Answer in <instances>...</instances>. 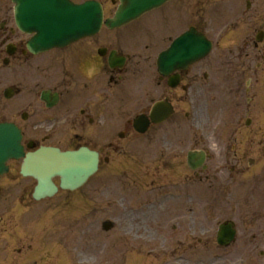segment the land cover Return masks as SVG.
<instances>
[{"label":"flooded vegetation","instance_id":"flooded-vegetation-1","mask_svg":"<svg viewBox=\"0 0 264 264\" xmlns=\"http://www.w3.org/2000/svg\"><path fill=\"white\" fill-rule=\"evenodd\" d=\"M116 2L109 0L108 5L113 6ZM250 2L251 10L254 0ZM187 3L189 0H172L164 6L175 5L181 12ZM205 5L212 13L214 0H205ZM192 13L191 17L160 19L161 50L189 29L203 33L211 42V50L203 59L186 67H177L167 76H160L157 71L155 58L158 51L148 56L147 65L142 64L138 57L133 60L129 55L127 57L120 47L124 40L117 35L99 34L67 48L32 55L25 49L28 37L14 28L9 14L3 15L0 19V70L3 73L0 98L4 111L0 120L18 126L23 143L32 139L38 142L37 146L63 150L86 146L97 150L99 167L107 176L112 166L122 172L124 158L136 157L140 138H147L151 144L158 138L161 152L152 154L151 158L164 163L168 157L163 152H169L165 146L170 144L172 132L176 137L172 153L174 158L183 160L177 153L183 151L185 138L181 137L177 122L172 123L171 130L166 126L185 115L186 105L199 104L203 97L220 98L225 106L230 102V120L237 123L229 133L217 138L218 157L214 164L220 166L221 157L230 153H227L230 147L231 154L239 159L245 140L251 136L249 130L255 129L247 128L245 120L254 121L253 112L258 110L259 115L261 112L264 38L258 42L255 35L263 22L260 19L246 34L236 16L227 18L226 23L215 28L210 18L207 20L200 15L199 9ZM223 39L227 40L228 46L221 43ZM110 53H116L114 61L117 56L124 55V62L111 66ZM43 92L47 93L46 99H42ZM156 102L169 103L173 115L163 123L150 124L144 134H139L134 129L133 119L147 115ZM54 137H59V141L49 142ZM90 138L99 141L98 145L85 143ZM227 163H230L229 158ZM159 168L169 170L165 165ZM9 170L13 171L12 165ZM177 172H180V166ZM154 173L160 175L159 170ZM160 190L164 188H154V192ZM22 258L8 257L4 264H26L28 257Z\"/></svg>","mask_w":264,"mask_h":264},{"label":"rangeland","instance_id":"rangeland-1","mask_svg":"<svg viewBox=\"0 0 264 264\" xmlns=\"http://www.w3.org/2000/svg\"><path fill=\"white\" fill-rule=\"evenodd\" d=\"M105 3H109V0H104ZM245 0H228L225 3L223 1H217L214 0V4L212 5L211 11L212 13H215L217 9H223L225 14V18H223L221 12H216L214 15H212V22L215 24V28L218 26L220 27L223 23L227 22V17H232V14H235L238 16L239 14H244L243 9L245 7ZM203 3H205V0H193V2H190L186 4V8H184V11L179 12V8L173 5L171 8L166 7L164 9L158 10L154 12L153 14H149V17L143 18L140 22L141 24H144V28H141L138 31H131V32H125V30L117 31L118 34L117 37H126L128 40L126 42H123L121 44V49L125 50L126 53L129 54L130 58L133 60L134 58H139L140 63L147 65V59L149 55H153V53L157 52V50L160 48V46H156L160 43L159 39L155 36H151L150 34L153 33L151 27H147L146 25L153 24L156 21H160V18H164L166 16L170 17H181V16H188L191 17L194 15L192 12H197V9L195 6H200ZM223 3V4H222ZM222 4V5H221ZM109 6V5H107ZM7 10V8H6ZM210 11V8L208 9ZM173 11V12H171ZM202 11L204 13H208L206 8H203ZM253 13L255 14H252ZM260 11L262 14L261 20L263 22V25H261L262 30L264 31V0H254V6L253 9L247 13L244 14L246 18L241 20L240 27L247 28L249 25V19L251 22L256 19V13ZM6 12V11H5ZM210 13V14H212ZM5 13L4 15H6ZM148 16V15H147ZM153 18V20H152ZM150 19V20H148ZM147 21V24L146 23ZM138 22V23H140ZM259 21L254 23L255 25H258ZM138 26H141L140 24ZM137 26V27H138ZM156 30L159 32H162V25H156ZM135 30V28L133 29ZM132 33V34H131ZM134 34H137L136 36ZM130 37H133L132 39H129ZM243 37V36H241ZM231 38V39H236ZM145 44H147L148 48L146 49ZM223 45H227V40L224 39ZM135 52V54H134ZM59 68H57V71ZM60 72H57L59 74ZM62 77H59V80H61ZM3 85V73L2 70L0 71V89ZM264 86V83L261 84ZM210 101H213V99H210ZM211 104V105H210ZM214 106L212 102L208 103L207 105H200V111L196 113L197 115H201V120L198 119L199 122L202 124V129H205L206 131H203L204 135V141L207 142L208 151H211V148L214 147L211 144V137L212 132L210 130V126L206 127L205 121L208 119V115L211 114V108ZM259 106L261 109L260 115L258 110L253 112L254 115V123L253 126H256L253 131H257L258 127L264 128V90L262 95V100L259 102ZM4 109V103L0 99V117L2 116ZM258 109V108H257ZM188 108H186V111ZM189 111V110H188ZM191 114H193V111H190ZM217 117V116H215ZM194 118V116H192ZM194 122V121H193ZM194 129L199 130L200 126L198 124L195 125ZM204 126V127H203ZM254 128V127H252ZM210 130V131H209ZM230 126H227L223 130H220L224 133H229ZM251 131V130H250ZM59 141V137H54L49 140V142H57ZM86 143L89 144H97L98 142L95 140H92V138L85 140ZM141 144L138 143V150L141 148ZM191 147L188 148V150ZM207 150V149H206ZM139 159L140 161L145 159V153L141 151H138ZM260 160L264 162V153H260ZM249 159L256 160L254 155L246 154L243 156L242 161L248 162ZM145 161H143L144 163ZM116 176H111L107 180H105V183L108 185H112L113 191L106 194H102L103 196H99L96 194L97 191H100L101 184L103 183L102 177L100 174H97L94 178H92L85 188L82 190L84 193L92 194V198L89 202V206L91 208L90 214L94 213L95 209H102V212H106L105 215V221L110 222L112 225H115L111 230L106 232L105 234L101 233L100 225L105 222L103 219L98 220L97 224L93 220L92 217L86 218L84 216H80L75 211L72 213L66 212L64 217H59V220L55 222L56 228L58 232L56 235L63 236L64 239H66L64 236L68 234V230L72 228L74 235L77 234L78 236L82 237L85 235V238L88 241H95L99 243L100 245L104 246V253H99L98 258H96L95 264H132L134 260L138 262V264H227L230 257L233 256L230 255V252L220 250L215 245L209 248H205L204 243H202L200 246H197L196 249L190 250L186 246H177L179 245V241H184V239H189V237L192 236L193 233H191L190 225L192 222H190V219L187 218L184 222H181V226L176 228V232L172 231V226L169 221H173V219L170 218L168 215H160L157 213L155 217L151 218V213H148L149 209L146 206L147 203L150 204L149 198L147 197V194H144L142 192H138L136 189L131 190L130 188L133 187V183L131 180H125L124 183L128 184V187H122L119 186L116 183ZM5 181H8L5 180ZM143 180L141 179L139 183H142ZM260 184L258 185L260 189L256 192L255 198H248V188L253 186L252 182H248L247 185H234L237 189V192L233 199H236V201L233 203L234 200H229L230 203H232L233 208L239 207L238 211L240 214V217H237L235 215L234 209H230L232 206L228 204V207H225V204L223 207L217 206L215 200V197L220 193L216 190L206 191L205 193H202L204 197H207L210 200V204L206 205L205 209L209 212L215 213L214 217H210V215H204L202 217L203 226L206 229L207 236H209L212 240L215 238V231L216 227L214 221H220L225 219H236L240 224H242L243 216L242 211L246 209L253 210L255 208H258L262 205L261 202H258L259 199H264V195L262 197L261 189L264 188V172L259 177ZM115 184V185H114ZM250 184V185H249ZM34 185V182L30 179H24L19 180L18 182H15L10 187H4L3 191L1 190V193L3 194L4 191H8L9 194L6 197L4 194H1L0 197V218L2 215H7L10 211L9 218L11 219L12 223H16L18 219H15V216H18L21 213H28L27 217L35 218L38 215H42L43 219H50L49 217L52 216L53 212L57 210L56 206H58L60 203L62 204L63 200L62 197L56 198V200H48L43 201L39 204H33V207L29 204L28 199H26V196L31 193L32 187ZM143 185V184H141ZM116 187V188H115ZM101 193V191H100ZM22 195V196H21ZM66 199H68L67 196H65ZM72 199V198H71ZM69 200V199H68ZM105 200V201H104ZM126 201V202H125ZM257 201V203H256ZM126 203L124 205L129 209L125 213H122V208L124 207L121 204ZM239 202L240 204H238ZM74 203L78 204V209H80L81 201L75 200ZM121 205V206H120ZM172 208V207H171ZM177 208V207H175ZM26 210L28 212H26ZM132 212L137 215L136 218L133 217V214H129ZM47 215L49 217H45L44 215ZM164 214V213H163ZM67 215H73L71 218L68 219ZM26 217V218H27ZM52 218L56 219L57 217L52 216ZM171 219V220H169ZM207 219H212L213 222L207 221ZM154 220V221H153ZM103 221V222H102ZM190 222V223H189ZM57 223H59L57 225ZM18 224H26L22 222H18ZM50 222L45 223L44 225H49ZM96 224V226H94ZM87 226L90 227L89 230H87ZM3 231V230H2ZM0 230V246L3 242V233ZM133 235H137L134 237ZM204 236V231L203 235ZM80 237H77V243H78V253L82 254H74V259L77 257V260L82 261V259H85L86 257L83 255V252L85 250V247L82 245V239ZM203 239V238H202ZM56 238H54V241ZM81 240V241H80ZM204 240V239H203ZM76 241V240H73ZM189 242V241H188ZM57 246L52 245V248L55 249ZM59 247V246H58ZM253 251V249H251ZM252 257L251 263L249 264H264V249H258L257 253L255 255H250ZM263 257V258H261ZM71 259V258H69ZM72 259L71 264H85V263H79L78 261ZM5 260L4 252L2 251V248L0 247V264H2ZM74 260V262H73Z\"/></svg>","mask_w":264,"mask_h":264},{"label":"water","instance_id":"water-1","mask_svg":"<svg viewBox=\"0 0 264 264\" xmlns=\"http://www.w3.org/2000/svg\"><path fill=\"white\" fill-rule=\"evenodd\" d=\"M13 1L16 3L14 12L18 27L37 33L31 46L38 49L65 45L95 33L101 24V9L95 2L72 5L65 0H29L26 4L22 0ZM124 1V5L119 8L114 19L107 22L108 27L121 25L158 4V0ZM19 140L16 130L10 125L0 124V175L6 171L4 163L8 159L23 157ZM96 164V154L84 149L78 152L61 153L51 148H40L24 156L20 173L37 180L33 196L38 199L56 191L51 182L54 174L60 176L61 188L74 189L96 170ZM226 228L227 226L221 227L219 236L223 232L226 233V242H228L232 238V231Z\"/></svg>","mask_w":264,"mask_h":264},{"label":"bare ground","instance_id":"bare-ground-1","mask_svg":"<svg viewBox=\"0 0 264 264\" xmlns=\"http://www.w3.org/2000/svg\"><path fill=\"white\" fill-rule=\"evenodd\" d=\"M163 6H160L159 8H162ZM145 17H147V16H145ZM145 17H142V18H145ZM55 176H59L58 174H54L53 176H52V178H53V180H57V177H55ZM60 177V176H59ZM79 184H77V187L76 188H74V189H69V191H73V190H77L78 188H79V186H78ZM135 214V213H134ZM135 216L137 217V215L135 214Z\"/></svg>","mask_w":264,"mask_h":264}]
</instances>
